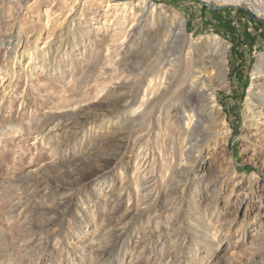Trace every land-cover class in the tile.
<instances>
[{
    "label": "rangeland",
    "instance_id": "1",
    "mask_svg": "<svg viewBox=\"0 0 264 264\" xmlns=\"http://www.w3.org/2000/svg\"><path fill=\"white\" fill-rule=\"evenodd\" d=\"M255 101L264 0H0V264H264Z\"/></svg>",
    "mask_w": 264,
    "mask_h": 264
},
{
    "label": "bare ground",
    "instance_id": "2",
    "mask_svg": "<svg viewBox=\"0 0 264 264\" xmlns=\"http://www.w3.org/2000/svg\"><path fill=\"white\" fill-rule=\"evenodd\" d=\"M229 1L230 0H226V2H229ZM230 3L233 5H236L235 1L234 2L231 1ZM248 5L252 6V7L254 6L253 3H249ZM178 48L179 47H176V45H173L171 47V50L174 54H177L178 50H180V48L179 49ZM225 59L226 58L224 56H222V57L220 56V61H217L215 58H213V61L212 62H206L205 66H207L208 68H217L219 70V67L223 68L222 61ZM175 60H176V58H174L172 60V62H174ZM260 72H261V70H260ZM220 74L222 76H224L225 73L223 71H221ZM219 80H222V79H219ZM200 84H201L202 88L205 87V89H203L204 91L202 93L206 96V101H205L206 104L203 107V109L199 110L196 113V115L198 116L197 119L195 121H194V119H191V123L188 125V131H187L188 132L187 137L190 138V140L196 139L197 142L203 141L207 137L206 135H207L208 125L205 126V124H209L212 121L213 122L215 121V123H218V124L220 123L221 125H224V121H225L224 119H220V118L216 117V113H214L215 95L213 92H212V94H209V92H211L212 88H213L212 83L207 82L204 78H202L200 80ZM252 100L253 99H250V101H252ZM249 106H250V113H249V116L247 117L246 121L250 122V125H249L250 127L251 126L255 127L256 131H260L264 127V104L262 101H258V102L255 101V103H251ZM218 119H220V121ZM263 132H264V129H263ZM260 134L256 133L255 135L253 134L252 136L260 138ZM261 138H264V136H262ZM189 153H191V152H189Z\"/></svg>",
    "mask_w": 264,
    "mask_h": 264
}]
</instances>
